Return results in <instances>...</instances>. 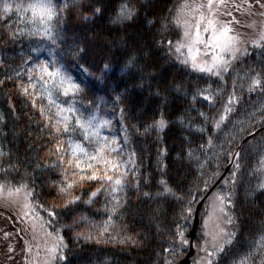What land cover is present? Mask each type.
Instances as JSON below:
<instances>
[{
  "label": "trees",
  "instance_id": "16d2710c",
  "mask_svg": "<svg viewBox=\"0 0 264 264\" xmlns=\"http://www.w3.org/2000/svg\"><path fill=\"white\" fill-rule=\"evenodd\" d=\"M5 2L11 6L7 13ZM31 3L35 0H0V184L4 193L26 185L18 194L30 205L31 224H41L54 236L55 254L39 255L37 262L177 264L189 251L197 205L206 197L202 221L213 193L225 189L231 243L224 241L222 252L209 249L198 228L191 264L208 257L211 264H264V91L248 90L252 77L259 74L264 81V49L252 44L259 34H240L244 43L237 59L227 58L231 66L221 79L193 71L167 53L165 38L175 41L181 33L170 21L184 0H54L58 7L68 5L61 13L63 22L53 30L55 43L38 22H30L31 10L24 9ZM249 5V16L261 31L264 8L256 0ZM122 6L134 13L131 20H116ZM97 7L101 12L93 15ZM237 12L239 23L233 26L241 30V5ZM57 69L80 91L64 96L67 84L48 75ZM198 90L203 95L194 101ZM233 93V110L216 128ZM49 96L76 111L57 115ZM65 116L75 129L71 135L56 131L63 128ZM161 116L166 127L160 133L154 125ZM92 117L93 126L88 127ZM77 119L85 123L88 139ZM98 121L109 122L106 133L114 127L124 131L123 147L135 159L129 179L82 154L80 168L67 163L73 159L70 139L93 155L104 145V159L116 163L105 132L92 130ZM106 170L122 179L121 189L113 192V184L99 179ZM93 172L98 179H87ZM73 181L71 195H59V187ZM98 188L97 197L86 203ZM73 197L80 199L64 207ZM178 231L187 244L180 243Z\"/></svg>",
  "mask_w": 264,
  "mask_h": 264
},
{
  "label": "snow or ice",
  "instance_id": "6c2138e0",
  "mask_svg": "<svg viewBox=\"0 0 264 264\" xmlns=\"http://www.w3.org/2000/svg\"><path fill=\"white\" fill-rule=\"evenodd\" d=\"M247 2V0H245ZM256 3L260 4L261 8H264V2L261 0H256ZM237 10H239L240 5H234ZM10 5L8 3H4L3 8L4 12L7 13L10 11ZM21 6H17L19 9ZM68 7L67 3L63 4L62 6H57L54 3V0H35V3H31L24 9V11L31 10V20L32 23H39L42 26L43 34L47 36L49 39L56 42L55 36L53 35V30L56 24L63 22V17L61 13ZM127 6H122L119 13L117 14L116 20H131L134 13L129 10H126ZM229 7L228 0H184L176 10L175 16L172 17L170 23L174 25L176 28L181 29V33L179 39L173 41L172 39H166V47L167 53L170 56H175L177 60L183 65H190L193 71H198L200 73H208L223 79L222 73L228 71L229 67L231 66V61L227 59V56H230L232 60L237 59V53L240 52V45L244 43L240 33L238 30L233 26L239 21L236 20H226L224 19L225 16H231V12L229 11H221L222 9H227ZM251 6L249 5V8ZM101 12L100 8L93 9V15L99 14ZM260 15L264 16V12H261ZM90 17L84 16L83 19L87 20ZM55 22V23H54ZM151 23V22H149ZM165 29H167L168 25H164ZM252 27V25H249ZM161 46H165V40H162ZM252 44L256 48L264 49V29L260 31L259 38L252 41ZM203 46V56H208L209 51H211L212 55L210 59H204L201 56V47ZM80 52L83 49L79 50ZM244 52H247V49H244ZM181 57H183L181 59ZM42 70L47 72L46 66L41 65ZM107 68L108 66L105 65ZM50 77L56 75L60 76V70L57 69L56 73H48ZM60 83L63 86L67 83V87L63 88V95L68 96L69 92L76 93L80 91L79 85L72 82V78L70 76L64 77L60 76ZM260 88L264 91V81L257 76L251 78V83L249 84V91H254L255 89ZM25 91H27L25 89ZM207 91V90H204ZM197 95H203V93L198 90L196 95L193 96V100H196ZM204 99L211 102L212 97L210 95H204ZM235 94L229 96L227 104L224 105V114H221L219 120L215 121V127L219 128L221 123L227 119V113L231 112L233 109L230 105L236 100ZM49 103L56 104V101L51 99L49 96ZM58 109L57 115H60L62 112H75L76 109L73 106H69L68 108H62L61 105L56 104ZM203 116V113H200ZM50 119V118H49ZM95 117L90 118L86 123L88 127H92V120ZM207 119V118H206ZM69 117H63V128L60 127L56 128L57 132H63L66 134L71 135V133L75 132L74 128H71L68 123ZM58 124L61 121L57 122ZM108 123L107 121H103L102 124ZM160 129H163L166 126V122L163 119V116L155 122ZM76 124L79 126L80 129H84V138L88 139L87 129L85 128V123H82L80 119L76 120ZM203 131V129H200ZM94 135L99 136L98 132H95ZM106 139V138H105ZM64 142L60 141L59 145H62ZM209 144H211V139H209ZM69 147L71 148V154L73 159H69L67 163L69 165L75 164V167L80 168L81 160L78 154H82L84 157H87L90 161H97L103 162L108 168L110 169H119L120 165L118 163L113 162L112 160L104 159L103 152H104V145H101L96 149V153L89 154L87 150L80 144L69 140ZM57 151H60V147H57ZM191 155V152L189 153ZM239 155V154H237ZM63 160V157H60ZM264 163V161H262ZM89 168H92L93 165L91 163L88 164ZM239 168V164L236 165ZM66 171V169H65ZM75 175V173H74ZM81 180H84L85 177L81 176ZM87 179H98L95 172L92 173L91 176L87 177ZM101 181H107L110 184H113L112 191L116 192L122 188L123 181L121 178H113V176L108 175L107 170L103 172V174L99 177ZM75 181L71 183H65L63 186L59 187V195L61 196H70V189H73L75 185ZM160 183L164 185V191L166 193H170L171 189L167 187L166 181L161 180ZM26 185H21L20 187L14 189L16 193H20ZM260 188L264 189V184L260 185ZM4 185L0 184V191H3ZM12 190H10L11 192ZM101 191L98 188L95 192H92L89 200L86 203H92L93 197H96L98 193ZM31 193L28 192L25 194V199L30 196ZM147 195V193H145ZM80 198L73 197L67 201L63 206L67 207L69 204H75ZM217 200L220 201L221 205H223L224 197L217 196ZM25 208H29V204L24 205ZM187 211L189 214L191 213V208H188ZM220 211L223 212L224 209L221 206ZM27 214V213H25ZM50 216L55 215L54 212H49ZM228 222L231 223V217H229ZM106 230V229H105ZM177 235L180 236V243L187 244V241L183 238L182 232H177ZM231 235H234L231 234ZM62 241V238H58ZM87 239V237H86ZM264 240V237H261ZM226 243H231V239L229 238ZM57 248L54 246L50 251L55 254ZM218 252L223 251V246H220L217 249ZM211 256L212 253H209ZM55 258V256H53ZM61 260L64 259L63 256L59 257ZM165 264H172L170 261H166ZM211 264V261H209ZM243 264V261L241 262Z\"/></svg>",
  "mask_w": 264,
  "mask_h": 264
},
{
  "label": "rangeland",
  "instance_id": "374dc122",
  "mask_svg": "<svg viewBox=\"0 0 264 264\" xmlns=\"http://www.w3.org/2000/svg\"><path fill=\"white\" fill-rule=\"evenodd\" d=\"M228 3L229 7L221 11H229L231 12V16H225L224 19L235 20L233 17H235L234 15H237L238 12H236L237 8L234 5H241V3H235L230 0H228ZM241 7H243V11L246 8L244 3H242ZM246 13L248 12L246 11ZM243 17L241 18L243 19ZM249 25H252V27H249L247 31L236 29L243 36L251 35L252 33V35L255 36L260 34V29L256 27L254 22L250 21ZM200 47L201 56L204 59H210L212 55L211 51H209L208 56H203V46ZM229 57L230 56H227L226 58ZM50 73L56 72L51 71ZM60 76L63 75L60 73ZM60 76L54 75L49 77L51 81L57 80L60 82ZM102 122H96L92 130L101 133L105 132V136L110 139V151L116 154V163L120 165L119 169H116L118 175L124 179H129L134 171L135 159L123 147L124 131L114 127L109 133H106L104 127H106L109 122L105 124H102ZM165 127L160 129L157 124L154 125V128L160 133L164 131ZM224 176L225 174L221 179H223ZM218 195L224 197L223 205L217 200ZM226 196L225 189H222L220 193L217 191L213 193V196L206 204L202 221L200 219L201 209L199 211V224L197 229L202 228L200 232L201 241L203 243L206 242V247H209V249L211 248L214 250L219 248L223 242L225 241L224 243H226L228 239V228L230 223L228 222L229 211L224 204ZM25 204L26 203L23 202V199L20 198L18 193H4L0 191V264H42L41 259H39V263L37 262L39 255L45 257L53 254L50 250L56 245L54 236L48 235L41 224H37L35 221H33L34 225L31 224V215H29L30 212L28 208L24 207ZM221 206L224 209L223 212L220 211ZM194 242L193 253L195 256L196 248ZM190 245L191 243H189V248ZM210 259L211 257L204 258L199 264H209Z\"/></svg>",
  "mask_w": 264,
  "mask_h": 264
},
{
  "label": "water",
  "instance_id": "95a60500",
  "mask_svg": "<svg viewBox=\"0 0 264 264\" xmlns=\"http://www.w3.org/2000/svg\"><path fill=\"white\" fill-rule=\"evenodd\" d=\"M205 199L202 200V202H200V204L197 206V209H196V212H195V217H194V222H193V228H192V231H191V245H190V251L189 253L187 254V256L185 257V259L183 260L182 264H188L191 257L193 256V242H194V238H195V232H196V229L198 227V224H199V211L202 207V204L204 202Z\"/></svg>",
  "mask_w": 264,
  "mask_h": 264
},
{
  "label": "flooded vegetation",
  "instance_id": "af4514ba",
  "mask_svg": "<svg viewBox=\"0 0 264 264\" xmlns=\"http://www.w3.org/2000/svg\"><path fill=\"white\" fill-rule=\"evenodd\" d=\"M231 1H236V2H240V3H244L245 4V8L244 9V17H243V20H242V23H241V30L242 31H247L249 30V24H250V21H252V17L249 16V13H246V11L248 12L249 11V6L248 4L253 2V0H247V2H245V0H231Z\"/></svg>",
  "mask_w": 264,
  "mask_h": 264
}]
</instances>
